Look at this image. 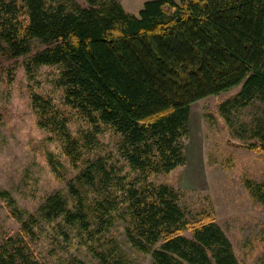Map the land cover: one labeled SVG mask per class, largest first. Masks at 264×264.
<instances>
[{"label":"trees","instance_id":"16d2710c","mask_svg":"<svg viewBox=\"0 0 264 264\" xmlns=\"http://www.w3.org/2000/svg\"><path fill=\"white\" fill-rule=\"evenodd\" d=\"M8 1L0 4L5 55L20 58L30 54L32 41L42 44L27 70L59 66L65 105L91 125H110L122 136L121 157L138 173L125 183L100 158L76 177L79 187L68 185L79 210L71 213L54 194L45 199L41 217L85 226L88 209L80 190L99 193L114 187L127 202L128 242L150 253L155 264H241L210 216L188 219L177 205V193L155 187L149 177L184 164L192 104L237 86L236 96L221 104L222 112L233 104H264V0H150L136 15L126 13L116 0H83L85 7L22 0L21 8L16 0ZM20 9L24 23L18 20ZM33 102L42 110L49 105L38 96ZM60 127L72 146L67 153L75 158L77 143L66 136L64 124ZM251 138L256 142L247 149L264 155V127ZM47 162L53 172L61 167L52 154ZM252 194L264 204V189ZM0 198L20 222L22 234L31 235L36 218L19 210L8 192H0ZM95 207L102 222H110L116 204L109 195ZM98 257L101 264H121ZM0 264L41 263L26 253L22 241L6 238L0 242Z\"/></svg>","mask_w":264,"mask_h":264},{"label":"rangeland","instance_id":"374dc122","mask_svg":"<svg viewBox=\"0 0 264 264\" xmlns=\"http://www.w3.org/2000/svg\"><path fill=\"white\" fill-rule=\"evenodd\" d=\"M116 1L126 13L136 15L150 0ZM3 2L9 1L0 0ZM58 2L85 7L83 0H55L53 4ZM22 4L16 0L17 8ZM2 10L0 17L4 16ZM19 15L24 23V11L20 9ZM42 48L32 41L30 54L11 59L0 40V192H8L19 210L36 218L32 234L24 236L20 222L11 217L6 200L0 198V242L6 238L22 241L26 253L41 264H101L99 254L121 264H155L150 253L137 251L128 242L127 202L114 187L99 193L84 187L80 190L86 195L88 209L85 226L68 225L62 217L51 222L41 217L45 199L54 194L66 202L71 213L78 211L68 185L79 187L76 177L100 158L106 168L112 165L116 169L118 178L124 176L125 183L138 175L121 157L122 136L110 125H91L81 112L65 105L64 88L58 83L59 66L27 70L31 55ZM239 90L237 86L192 104L184 164L167 174L151 175L149 180L155 187L173 189L177 205L188 219L210 216L231 243L238 262L264 264V204L252 194L264 189V155L246 147L256 142L251 138L253 132L264 127V104L254 100L246 106L229 105L222 112L221 104L232 100ZM33 96L48 102V107L38 108ZM61 124L66 136L77 143L75 158L67 153L72 146L61 136ZM48 154L60 162L57 172L48 165ZM107 195L116 209L105 223L95 202Z\"/></svg>","mask_w":264,"mask_h":264}]
</instances>
